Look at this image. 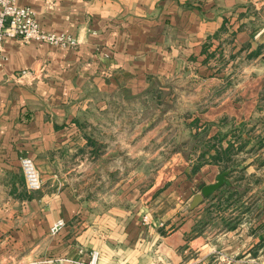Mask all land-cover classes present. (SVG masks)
<instances>
[{
	"label": "crops",
	"instance_id": "0c3cea01",
	"mask_svg": "<svg viewBox=\"0 0 264 264\" xmlns=\"http://www.w3.org/2000/svg\"><path fill=\"white\" fill-rule=\"evenodd\" d=\"M16 2L31 7L44 29L77 43L3 39L2 264H88L92 249L97 264H264L263 126L234 135L237 152L224 169L204 146L222 114L245 126L261 104L253 97L234 112L223 101L206 107L189 96L195 87L171 86L208 77L205 42L239 61L256 60L264 0ZM152 97L157 111L149 117ZM200 125L208 134L187 150L189 128ZM169 127L186 129L187 139L169 135ZM21 156L33 159L41 190L25 189ZM222 171L230 184L190 208ZM58 219L63 226L49 233Z\"/></svg>",
	"mask_w": 264,
	"mask_h": 264
},
{
	"label": "rangeland",
	"instance_id": "374dc122",
	"mask_svg": "<svg viewBox=\"0 0 264 264\" xmlns=\"http://www.w3.org/2000/svg\"><path fill=\"white\" fill-rule=\"evenodd\" d=\"M223 48V45H219L217 48H210V42H205L203 46V62H205L203 65H205L204 67L206 68V73L203 75L208 77H218V80L208 81V77H202L203 79L198 81L200 78L199 77L196 81L194 79H191L190 81L180 80L174 82L171 84V86H178L181 88L183 85L187 84L188 86L190 85L195 87L197 90L195 93H191L189 96H194L195 99H200L206 107L223 101L224 103H227V107L231 108L234 112V108L237 107L236 104H240L243 100L251 99L253 97L254 100L261 104L259 116L257 114H254L253 116H251L252 114L249 115V117L251 116L252 118L250 117L247 120L245 126L243 124H236L232 117L225 116L224 114H222L216 122L210 123V126L214 125L215 128H217V131L212 137L206 138L207 144H204L205 147L210 146V148H218L223 151L229 142L233 145L231 148L230 160L227 161L223 158L219 160L221 168L224 169L226 163L232 165L235 153L237 152L234 141H232L234 135L237 136L238 134H242L247 130L249 133H254L257 131L261 132L262 126L264 131V45L255 47L256 49H254L253 52L257 54L255 55L257 58L256 60H251V57L248 56L245 57L244 60L239 61V57L234 59V57H231L228 54L226 55ZM245 52L246 54L248 53V55H251L252 53V51L248 52V49H246L244 53ZM191 70H194V68H191ZM201 87H203L204 91L206 92L204 96L205 100L201 98V96H203V90H200ZM178 96L181 101L188 99L187 94L180 93ZM171 97L172 96H167L169 100H171ZM150 102L151 105L149 106L147 113L148 115H151L149 117H153L157 111V100L152 97ZM167 103L171 104V101H167ZM249 109L250 106L248 107V110L247 108H244L245 115L247 112L249 114ZM226 111L228 112L227 115H231L233 113H230L228 109H226ZM187 112L188 111H185L184 114H187ZM169 128V135H171V133L174 131L177 139L188 137L186 129L181 130V128L178 129L177 127ZM189 130H192V136L191 134H189V136L193 138V141L190 142L188 146H186L187 150H189L190 145L193 143H196V146H199L200 143H203L204 138L209 132V127L207 125H200L198 129L197 126H192L189 128ZM174 143L176 144V141ZM152 147L154 146L152 145ZM202 147L203 146H200V148ZM186 149L183 150V156L185 158L187 156ZM150 178L151 175H149V179ZM0 264H2L1 260Z\"/></svg>",
	"mask_w": 264,
	"mask_h": 264
},
{
	"label": "built area",
	"instance_id": "2783aa9c",
	"mask_svg": "<svg viewBox=\"0 0 264 264\" xmlns=\"http://www.w3.org/2000/svg\"><path fill=\"white\" fill-rule=\"evenodd\" d=\"M5 37H19L24 42H44L61 48H74L76 40L70 35L54 33L44 29L36 20L34 11L25 5H19L16 0H0V66L3 64L2 52ZM27 71H18L23 76ZM19 168L23 176L24 186L28 192L39 191L42 181L36 165L28 156L19 157ZM64 224L62 219L56 220L50 227L49 233L55 234ZM99 252L92 249L89 253L88 264H97Z\"/></svg>",
	"mask_w": 264,
	"mask_h": 264
},
{
	"label": "water",
	"instance_id": "95a60500",
	"mask_svg": "<svg viewBox=\"0 0 264 264\" xmlns=\"http://www.w3.org/2000/svg\"><path fill=\"white\" fill-rule=\"evenodd\" d=\"M226 175L227 171H222L216 176V180L213 183L203 185L200 188V191L192 196L190 208H194L195 206H197L203 201L205 197L211 195L216 189L221 187L223 184L229 185L230 181L226 178Z\"/></svg>",
	"mask_w": 264,
	"mask_h": 264
},
{
	"label": "trees",
	"instance_id": "16d2710c",
	"mask_svg": "<svg viewBox=\"0 0 264 264\" xmlns=\"http://www.w3.org/2000/svg\"><path fill=\"white\" fill-rule=\"evenodd\" d=\"M232 143H228L227 147L225 149L220 150L218 148L215 149V152L213 154H210V156L208 157V159L210 160V162H217L219 161L221 158H223L224 160H230V154H231V148H232ZM204 155L201 154V157H203ZM201 161V159H200Z\"/></svg>",
	"mask_w": 264,
	"mask_h": 264
}]
</instances>
